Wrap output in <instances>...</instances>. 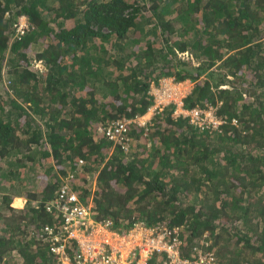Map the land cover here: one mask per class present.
Instances as JSON below:
<instances>
[{
	"label": "trees",
	"instance_id": "trees-1",
	"mask_svg": "<svg viewBox=\"0 0 264 264\" xmlns=\"http://www.w3.org/2000/svg\"><path fill=\"white\" fill-rule=\"evenodd\" d=\"M167 77L219 128L170 103L126 125L135 149L109 139ZM69 174L113 229L178 227L185 256L208 233L214 264H264V0H0V264H57L40 234Z\"/></svg>",
	"mask_w": 264,
	"mask_h": 264
},
{
	"label": "built area",
	"instance_id": "built-area-1",
	"mask_svg": "<svg viewBox=\"0 0 264 264\" xmlns=\"http://www.w3.org/2000/svg\"><path fill=\"white\" fill-rule=\"evenodd\" d=\"M16 33L21 35L27 27L26 21H20ZM173 78H161L154 86V105L148 111L158 113L163 106L174 104L172 116L186 118L195 128H219L223 120L216 115L218 106L206 104L186 108L183 105L182 92ZM146 112V113H150ZM143 115L130 120H118L106 129V135L116 143H123L127 149L129 138L126 136V125L140 122ZM235 122V120H232ZM124 140V142H123ZM82 163V160H79ZM69 174L46 209L62 221L56 226L46 225L40 236L49 242V249L55 255L57 264H214L213 251L203 248L208 244V233H205L200 245L191 247V254L184 255L183 240L178 227L165 224L148 226L144 222H136L127 230L113 229L110 219L95 220L91 216L92 204H84L70 186ZM75 241V242H72ZM76 243L77 251L69 254L68 249Z\"/></svg>",
	"mask_w": 264,
	"mask_h": 264
},
{
	"label": "rangeland",
	"instance_id": "rangeland-1",
	"mask_svg": "<svg viewBox=\"0 0 264 264\" xmlns=\"http://www.w3.org/2000/svg\"><path fill=\"white\" fill-rule=\"evenodd\" d=\"M19 19H21L20 21H26V17L24 16V15H21L20 17H19ZM27 22V21H26ZM184 56H186V55H184ZM35 66L38 68H43L44 66L42 65V63L41 62H36L35 63ZM4 81H5V79H4ZM3 84L4 85H7V82L5 81V82H3ZM179 85H177L176 87H178V89L182 92V95H183V98L184 97H186V95L188 94V93H190V91H191V89L194 87V83L193 82H190L189 80H185V81H182V82H179L178 83ZM151 93H153L154 92V85L153 86H151ZM182 98V99H183ZM154 105V104H153ZM163 107H165V106H163ZM162 107V108H163ZM147 112H150V111H147ZM156 115V113H152V111L150 112V113H145L143 116H142V118L139 120L140 122H147L148 121V123L145 125V128H148V126L149 125H151L153 122H152V119H153V117ZM148 130V129H147ZM97 131L99 132V128L97 129ZM145 135V134H144ZM144 138V137H143ZM145 139V138H144ZM143 140V139H142ZM147 141V143H148V145H151V140H146ZM134 143H129V146H128V148L127 149H125V150H130V148H132V149H135L136 148V146L135 145H133ZM132 146V147H131ZM14 201V200H13ZM12 201V202H13ZM25 201H26V199H24L23 197H19V198H16V201H15V204H16V206H14V205H12V206H14V207H16V208H21V207H24L25 206ZM56 261H57V259H56Z\"/></svg>",
	"mask_w": 264,
	"mask_h": 264
}]
</instances>
